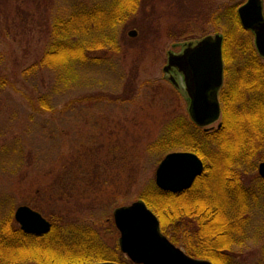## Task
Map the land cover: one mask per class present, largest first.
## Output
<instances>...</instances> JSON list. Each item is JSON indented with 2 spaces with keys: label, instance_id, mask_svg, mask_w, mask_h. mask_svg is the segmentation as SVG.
<instances>
[{
  "label": "rangeland",
  "instance_id": "obj_1",
  "mask_svg": "<svg viewBox=\"0 0 264 264\" xmlns=\"http://www.w3.org/2000/svg\"><path fill=\"white\" fill-rule=\"evenodd\" d=\"M95 1L105 3L0 0V78L5 82L0 92V222H14L15 210L27 206L57 224H88L105 249L118 254L113 210L140 200L155 185V170L165 155L190 152L158 153L153 147L176 118L191 123L188 102L164 75L167 53H178L184 42L223 33L230 25L222 12L246 0H142L118 31L114 68L90 69L86 81L52 95L53 114H33L28 99L48 90L50 77L45 72L33 81L21 75L42 57L53 9ZM132 30L134 37L128 36ZM233 37L234 46L245 39ZM13 148H23L22 160ZM258 154L255 169L240 181L250 190L249 201L259 198L258 204L248 212L245 236L232 245L227 264H264V185L257 174L264 149Z\"/></svg>",
  "mask_w": 264,
  "mask_h": 264
},
{
  "label": "trees",
  "instance_id": "obj_2",
  "mask_svg": "<svg viewBox=\"0 0 264 264\" xmlns=\"http://www.w3.org/2000/svg\"><path fill=\"white\" fill-rule=\"evenodd\" d=\"M141 2H77L63 9H53L42 57L21 75L33 81L46 73L50 77L48 90L28 99L33 114H53L56 107L52 95L66 94L75 84L86 81L90 69L102 64L105 71L114 68L115 57L118 58V31ZM236 9L237 6H231L222 12L229 19L230 27L222 28L226 84L221 92L220 128L205 132L186 118L178 117L164 127L153 146L158 153L173 149L195 153L204 162L203 173L182 192L161 191L151 184L150 190L140 196L156 215L161 232L171 243L192 257L209 259L215 264L229 263L232 245L245 236L247 214L257 207L259 198L249 201L250 190L244 189L240 181L255 169V157L264 149V64L253 49L247 31L241 27ZM235 34L245 37L236 46ZM230 63L234 65L232 70ZM4 84L0 78V92L4 91ZM12 152L22 160L23 148H13ZM261 184L264 185V181H260ZM174 201L192 204L170 206ZM50 221L51 229L44 235L26 234L10 219L1 221L0 264L103 261L127 264L119 251L117 254L105 249L97 231L88 224L63 225ZM204 232L209 234L204 236ZM211 242L215 246H211Z\"/></svg>",
  "mask_w": 264,
  "mask_h": 264
},
{
  "label": "water",
  "instance_id": "obj_3",
  "mask_svg": "<svg viewBox=\"0 0 264 264\" xmlns=\"http://www.w3.org/2000/svg\"><path fill=\"white\" fill-rule=\"evenodd\" d=\"M237 16L242 28L253 34L254 48L264 59L262 0H246L237 8ZM135 35L133 30L128 32L130 37ZM163 72L181 93L179 77H182L189 99L187 113L194 125L203 128L218 120L217 93L223 84L221 34L184 42L178 53L168 52ZM202 171L203 164L194 153L171 152L164 156L155 170V185L162 191L181 192L190 188ZM257 171L264 179V162L258 165ZM14 219L25 233L42 235L50 230V223L27 206H19ZM112 219L119 232V250L133 264H212L208 260L189 257L170 243L161 233L157 217L141 199L115 208ZM96 264L115 263L104 261Z\"/></svg>",
  "mask_w": 264,
  "mask_h": 264
},
{
  "label": "flooded vegetation",
  "instance_id": "obj_4",
  "mask_svg": "<svg viewBox=\"0 0 264 264\" xmlns=\"http://www.w3.org/2000/svg\"><path fill=\"white\" fill-rule=\"evenodd\" d=\"M239 7V6H238ZM262 11H263V15H264V8H263V1H262ZM238 17V16H237ZM239 20V19H238ZM240 23V22H239ZM241 25V24H240ZM242 27V26H241ZM245 30V29H244ZM247 31V30H245ZM247 33H249L252 37V46H253V49L255 50L254 48V45H253V34L250 32V31H247ZM216 34V33H215ZM218 34H221L222 35V60H223V84H222V87L219 89L218 93H217V99H218V103H219V109H220V116L218 118V120L206 127H203V128H200V127H197L196 125H194L196 128H199L205 132H212V131H216L217 129L220 128V125H221V120H222V113H223V104H222V101H221V92L226 84V77H225V63H224V59H223V44H224V34L223 33H218ZM256 52V50H255ZM257 54V52H256ZM258 58L261 60V63L264 64V59L260 58L259 55L257 54ZM180 78V82L182 83L181 84V89L183 91V93L179 92L178 94L182 97V99H184L185 101H187L189 103V99L187 98V94L184 90V87H183V79L182 77H179ZM188 107V106H187ZM187 110V109H186ZM188 114V113H187ZM191 121V120H190ZM192 123V122H191ZM195 154V153H194ZM196 155V154H195ZM200 159V157H198ZM202 164H203V171H204V162L202 161V159H200ZM259 165V164H258ZM202 171V173H203ZM201 173V174H202ZM258 174V172H257ZM200 176V175H199ZM198 176V177H199ZM258 177L261 179L262 177L258 174ZM197 178V177H196ZM263 179V178H262ZM261 179V181H263ZM190 256V255H189ZM194 258H197V257H194Z\"/></svg>",
  "mask_w": 264,
  "mask_h": 264
}]
</instances>
